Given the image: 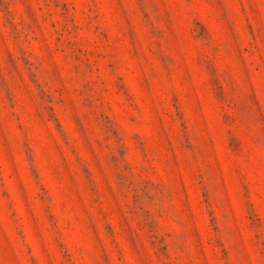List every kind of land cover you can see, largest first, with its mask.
Returning <instances> with one entry per match:
<instances>
[{"label":"rangeland","instance_id":"374dc122","mask_svg":"<svg viewBox=\"0 0 264 264\" xmlns=\"http://www.w3.org/2000/svg\"><path fill=\"white\" fill-rule=\"evenodd\" d=\"M0 264H264V0H0Z\"/></svg>","mask_w":264,"mask_h":264}]
</instances>
